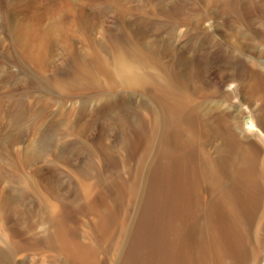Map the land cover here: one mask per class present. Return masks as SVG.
<instances>
[{"label": "rangeland", "instance_id": "374dc122", "mask_svg": "<svg viewBox=\"0 0 264 264\" xmlns=\"http://www.w3.org/2000/svg\"><path fill=\"white\" fill-rule=\"evenodd\" d=\"M120 1L0 0V264H127L141 241V264H264V228L253 234L263 196L237 175L240 156L218 177L240 152L216 134V118L202 128L194 114L170 111L155 132L148 89L107 90L116 82L103 65L90 84L105 91L63 92L79 65L104 58L111 70L118 43L135 40L181 72L202 65L199 79L185 76L191 92L208 94L198 103H221L227 123L255 120L264 134L263 99L211 93L236 85L242 61L205 53L222 45L264 63V0ZM194 46L205 52L183 64Z\"/></svg>", "mask_w": 264, "mask_h": 264}, {"label": "bare ground", "instance_id": "6f19581e", "mask_svg": "<svg viewBox=\"0 0 264 264\" xmlns=\"http://www.w3.org/2000/svg\"><path fill=\"white\" fill-rule=\"evenodd\" d=\"M120 1V0H119ZM187 1V0H186ZM215 1V0H214ZM242 1V0H241ZM121 2V1H120ZM49 3V2H48ZM235 3V2H233ZM117 4V3H115ZM121 4V3H120ZM149 4V3H148ZM183 4V3H182ZM47 5V4H46ZM53 5V4H52ZM95 5V4H94ZM240 5V4H239ZM238 5V6H239ZM50 6V5H49ZM114 7V6H112ZM16 8V7H15ZM47 8V7H46ZM50 8V7H49ZM101 9V8H100ZM103 9V8H102ZM179 9V8H178ZM229 9H231V5L228 6L225 11H229ZM244 9V8H243ZM247 9V8H246ZM28 10V9H27ZM49 10V9H48ZM235 10V8H234ZM232 9V12L234 11ZM240 8L238 10V13H240ZM250 10V9H248ZM247 10V13H248ZM253 10V9H252ZM123 11V10H122ZM244 12V10H241ZM131 13V11H129ZM128 11H124V13H129ZM253 12V11H252ZM251 12V13H252ZM187 13V12H186ZM185 13V14H186ZM208 13V12H207ZM245 13V12H244ZM126 14V15H127ZM44 15V14H43ZM130 15V14H129ZM187 15V14H186ZM231 15V14H230ZM42 16V14H41ZM128 16V15H127ZM126 16V17H127ZM184 16V15H183ZM243 16V15H242ZM247 16V15H246ZM46 17V16H45ZM146 17V16H144ZM150 17V16H149ZM186 17V16H185ZM129 18V17H128ZM152 18V17H151ZM189 18V17H188ZM191 18V17H190ZM227 18V17H226ZM125 19V18H124ZM155 19V18H154ZM230 19V18H229ZM138 20V19H137ZM146 20V19H145ZM187 20V19H186ZM45 21V20H44ZM125 21V20H124ZM133 21V20H132ZM147 21V20H146ZM227 21V20H226ZM252 21V20H251ZM35 23V22H34ZM126 23V22H125ZM129 23V22H128ZM138 23V22H137ZM130 24V23H129ZM39 25V24H38ZM218 25L221 28V25L218 21ZM13 26V25H12ZM44 26V25H43ZM67 26V25H66ZM69 26V25H68ZM145 26V25H144ZM148 26V25H147ZM55 27V26H54ZM59 27V25H58ZM62 26H60L61 28ZM157 27V26H156ZM218 27V28H219ZM63 28H66L65 26ZM62 28V30H64ZM69 28V27H67ZM27 29V28H26ZM33 30V29H31ZM30 30V31H31ZM50 30V29H48ZM59 30V29H58ZM58 30H56L57 32H59ZM82 30V29H81ZM128 30V29H127ZM40 31V30H39ZM55 31V32H56ZM61 31V30H60ZM71 31V30H70ZM77 31V30H76ZM129 31V30H128ZM29 32V30H28ZM50 32V31H49ZM67 32V31H66ZM23 33V32H22ZM31 33V32H30ZM36 33V32H35ZM51 33V32H50ZM68 33V32H67ZM70 33V32H69ZM171 33V32H170ZM173 33V32H172ZM47 35V33H45ZM55 34V33H54ZM72 34V33H71ZM30 35V34H29ZM80 35V34H79ZM173 35V34H172ZM245 35H241L243 38H245ZM72 36V35H71ZM34 37V36H33ZM167 38V37H166ZM169 38V37H168ZM181 38H184L183 36ZM123 39V38H122ZM131 39V38H130ZM119 40V39H118ZM179 40V39H178ZM33 41V40H31ZM39 41V40H38ZM123 42H125V40H122ZM22 42V41H21ZM121 42V40H120ZM138 41H133L130 40V45L126 46V45H122L118 43V46L116 48L117 50V54L116 51L115 53H113L114 56V60H113V69L109 70L108 69V64L107 62H105V65L101 63V60L104 59L102 58L101 60H97V62L95 61V67L94 69L91 67H87L85 65H79V68L76 72H74L75 74L69 75L72 76V78H70V83H67L64 85H72V86H66L67 91H63L65 93H71L73 95L76 96H82V95H86L88 94L90 91L92 90H97V91H105L106 89V85L102 86L100 83L101 81H99L98 79H93L94 81H99L98 83H96L94 86V84L92 85V83H95L92 79H90L91 76L95 75L96 73H98L100 71V65H103L105 67V71L107 74H109L110 76H112L115 79V84L114 85H110L108 84L106 81V84L110 85L107 87V90L110 88H116V86H122V87H141L143 88H147L148 89V97H149V103L150 105L148 106V113L151 117V121L153 122V127L155 130V132L157 130H159L160 126H163L162 123L164 121V116L165 114H170V111L172 112V114H194L195 117L198 120V123L201 125L202 128H207L208 127V121L207 119L208 117H210L212 120L213 118H216L218 123L216 125V134L219 135L220 137L222 136L225 141H227L232 148H236V150L240 152V154H230L232 155V157H225V159H228L227 161H225L224 164H220V167H216L219 169L215 170L217 171L218 177L223 178V180H227V176L226 174H230L231 171H229V166H234V164L232 165L231 161L236 160L237 161V157L240 156V164H241V172H238V176H240L239 178L243 177L244 179H246L249 188L251 191L254 190L255 193L258 194V196H263V200H262V207H264V159L262 160V156L263 151H264V134L261 132V130L258 128V126L256 125L255 120H252L249 124H247L245 127H243V123L241 124V122H239L236 125H230V123H227V114L228 109H225V107H223L221 105V103H213L212 105L206 106L201 104L200 102L198 103L197 99L198 97H202L204 94L205 96H207V92H203L205 90L202 91V93L200 94L198 92V95L196 94L197 91L195 93L191 92V90H189L188 88V82L185 79V76L189 79V77L193 76L195 77V79H199L198 72L199 70H201V66L198 67L194 64V68L191 65L190 67H188L187 70H189V68H193L195 70H190V71H186V66L185 69L183 70V72L180 71V69L178 67H176V64H171V65H167L163 62V60L161 59V55L159 54H153V55H146L143 52V48L142 46L137 43ZM127 43V42H126ZM17 44V43H16ZM34 45V44H33ZM38 46V45H37ZM187 46V44L185 45V47ZM189 46V45H188ZM205 46V45H204ZM218 46V45H217ZM41 48V47H40ZM212 48V47H211ZM87 49V48H86ZM103 49V48H102ZM106 49V48H105ZM192 49V48H191ZM12 51V50H11ZM53 51V50H52ZM101 51V50H100ZM99 51V52H100ZM205 52V48L201 47L198 50V47L194 46L192 50H188V55L185 59L182 60L183 64L184 61L185 64L189 65L192 64V61H195V57L196 54H199L198 52ZM215 52V55H220L221 56H225V57H229L230 61L228 63H234L236 62L235 60H238L239 62L242 61L243 64H241L240 66V71L238 74L237 79H234V81H236V85L235 86H230L229 89L227 90V92H224V90L222 89V86H217L216 88L213 89V91L211 93L213 94H218L220 97L224 98H232L233 96L239 94L240 97H243V94L245 92L244 95H246L247 97L250 96L251 97L255 96V98H259V99H263L264 100V63L260 62L258 60V58H247L244 55H241L233 50H230L222 45H219L218 48L216 49H209V51L205 52L207 53V55H213V53ZM212 53V54H210ZM219 53V54H216ZM98 54V53H97ZM111 54V53H110ZM182 55V54H181ZM202 55V54H201ZM204 55V54H203ZM202 55V56H203ZM46 60L47 57L49 59V55L45 54L44 55ZM99 56V54L97 55ZM101 57V54H100ZM99 58V57H97ZM106 58V57H105ZM12 59V58H11ZM53 59V58H52ZM14 60V59H13ZM107 60V59H106ZM214 60H219L218 58H214ZM12 61V60H11ZM205 61V60H204ZM233 61V62H232ZM103 62V61H102ZM213 62V60H212ZM221 62V61H220ZM45 65V63H44ZM196 66V68H195ZM44 66H42L43 68ZM73 67V66H72ZM23 68V67H22ZM26 68V67H25ZM39 68V67H38ZM64 68V67H63ZM184 68V66L182 67V69ZM35 69H37V67H35ZM40 69V68H39ZM45 69V68H44ZM74 69V67H73ZM102 69V68H101ZM38 70V69H37ZM36 70V71H37ZM41 70V69H40ZM20 71V70H19ZM39 71V70H38ZM37 71V72H38ZM72 71V70H70ZM102 71V70H101ZM100 71V72H101ZM44 72V70H43ZM42 72V73H43ZM95 74H94V73ZM104 72V71H103ZM186 72V73H185ZM102 73V72H101ZM105 73V72H104ZM15 74V73H14ZM100 74V73H99ZM224 74V73H223ZM21 75V74H20ZM26 75V74H25ZM28 75V74H27ZM40 75V74H37ZM98 74H96L95 76H97ZM32 76V75H31ZM45 76V74H44ZM43 76V77H44ZM65 76V75H64ZM105 78L106 76L103 75ZM38 77V76H37ZM40 77V76H39ZM46 77V76H45ZM100 78V76H98ZM102 77V76H101ZM42 78V76H41ZM51 78V77H50ZM93 78V77H91ZM35 79V78H33ZM43 79V78H42ZM48 79V78H47ZM53 80V78H51ZM55 79V78H54ZM18 80V79H17ZM65 81V79H63ZM92 80V81H91ZM101 80V79H100ZM106 80V79H105ZM111 80V79H110ZM63 81V82H64ZM90 81L92 82L90 84ZM102 81H104L103 77H102ZM45 82V81H44ZM51 82V80L49 81ZM89 82V83H88ZM52 83V82H51ZM55 83V81H54ZM53 83V84H54ZM94 86V88L91 89V87H89L90 85ZM103 83V82H102ZM223 83V82H222ZM226 83V82H225ZM34 84V83H33ZM43 84V83H42ZM41 84V86H42ZM48 86V80L45 83ZM104 84V83H103ZM139 84L141 86H139ZM198 84V83H197ZM52 85V84H51ZM61 85V84H60ZM88 85V86H87ZM32 87V86H31ZM43 87V86H42ZM40 87V88H42ZM45 87V86H44ZM52 87V86H51ZM64 87V86H63ZM61 86V88H63ZM54 88V87H52ZM51 88V90H53ZM69 88H74L77 90H68ZM32 89V88H31ZM36 89V88H35ZM129 89V88H128ZM47 90V89H46ZM62 92V93H63ZM146 92V90H145ZM19 94V93H18ZM13 95V94H12ZM245 96V97H246ZM129 97V96H128ZM147 97V96H146ZM244 97V98H245ZM134 98V97H133ZM137 98V97H136ZM27 99V98H26ZM30 99V98H29ZM111 99V98H110ZM109 99V100H110ZM119 99V98H118ZM116 99V100H118ZM241 99V98H240ZM252 99V100H254ZM3 100V99H2ZM11 100V99H10ZM103 100V99H102ZM107 101V99H105ZM103 100V101H105ZM147 100V99H146ZM25 101V100H24ZM89 101V99L84 100L85 104H82L83 106L86 105L87 106V102ZM91 101V100H90ZM105 101V104H106ZM121 101V100H120ZM124 101V98H123ZM197 101V102H196ZM201 101V100H200ZM240 101V100H239ZM108 102V101H107ZM116 102V101H115ZM119 102V101H118ZM141 102V101H140ZM28 103V102H27ZM34 103V102H33ZM36 103V102H35ZM173 103V104H172ZM177 103V104H176ZM180 103V106H178ZM94 104V103H93ZM92 104V105H93ZM175 104V106H174ZM31 105V104H30ZM91 105V104H90ZM143 105V104H142ZM85 106V107H86ZM116 106V105H115ZM114 106V107H115ZM127 107V105H126ZM139 107V106H138ZM5 108V107H4ZM18 108V107H17ZM82 108V107H81ZM90 108V107H89ZM88 108V109H89ZM93 108V107H92ZM147 108V107H146ZM9 109V108H8ZM44 109V108H43ZM59 109V108H58ZM69 109V108H68ZM85 109V108H84ZM83 109V110H84ZM102 109V108H101ZM177 109L178 112H174ZM82 110V109H81ZM10 111V110H9ZM51 111V110H50ZM94 111V110H93ZM111 111V110H110ZM61 112V111H60ZM122 113V112H121ZM6 114V113H5ZM62 114V113H61ZM77 114V113H76ZM80 114V113H79ZM41 115V114H40ZM51 115V114H50ZM68 115V114H67ZM147 115V114H146ZM180 116V115H179ZM264 116V114H263ZM83 117V116H82ZM254 119V117H253ZM80 120V119H79ZM147 120V119H146ZM229 120V119H228ZM150 121V120H148ZM214 121V120H213ZM232 121V118L230 119V122ZM241 121V120H240ZM147 122V121H146ZM212 122V121H211ZM149 123V122H148ZM175 123V122H174ZM61 124V123H60ZM179 124V123H178ZM263 124H264V118H263ZM136 126V125H135ZM166 127V126H165ZM200 127V126H199ZM194 128V127H193ZM209 128V127H208ZM142 129V128H141ZM161 129V128H160ZM163 129V128H162ZM199 129V128H198ZM201 130V129H199ZM204 130V129H203ZM264 130V129H263ZM193 131V130H192ZM198 131V130H197ZM154 132V130H153ZM17 133V132H16ZM151 133V132H150ZM158 133V132H157ZM192 133V132H191ZM204 133V132H203ZM132 134V133H131ZM145 134V133H143ZM201 134V133H200ZM146 135V134H145ZM152 135V134H151ZM154 135V134H153ZM164 135V134H163ZM197 135V134H196ZM149 136V135H148ZM155 136V135H154ZM5 137V136H4ZM13 137V136H12ZM150 137V136H149ZM196 137V136H195ZM151 138V137H150ZM155 138V137H154ZM153 138V139H154ZM194 138V137H193ZM124 139V138H123ZM195 139V138H194ZM71 140V139H70ZM133 140V139H132ZM51 141V140H50ZM151 141V140H150ZM156 141V140H155ZM67 142V141H66ZM18 143V142H17ZM29 143V142H28ZM155 143V142H154ZM50 144V143H49ZM53 144V143H52ZM228 144V145H229ZM46 145V144H45ZM48 145V144H47ZM58 145V144H57ZM141 145V144H140ZM152 145V144H151ZM91 146V145H90ZM93 147V146H92ZM91 148V147H90ZM228 148V147H226ZM75 149V148H74ZM83 149V148H82ZM173 149V148H172ZM230 150V148H228ZM227 149V150H228ZM64 150V149H63ZM78 150V149H77ZM192 150V149H191ZM232 150V151H231ZM231 153L235 150V149H231ZM10 151V150H9ZM62 153V152H61ZM125 153V152H124ZM40 154V153H39ZM206 156H207V151H206ZM227 154V153H226ZM242 154V155H241ZM35 155V154H34ZM127 155V154H126ZM259 155V163L258 165H256V161H257V157ZM8 156V155H7ZM210 156V155H208ZM100 157V156H99ZM122 157V156H121ZM146 157V156H145ZM221 157V156H220ZM253 157V159H252ZM102 158V157H101ZM207 158V157H206ZM231 158V159H230ZM249 161L245 162L246 160ZM210 159V158H209ZM11 160V159H10ZM102 160V159H101ZM145 160V159H144ZM111 161V160H110ZM208 161V160H207ZM56 162V161H55ZM101 162V161H100ZM140 162L142 163L143 161L140 160ZM222 162V161H221ZM50 163V162H49ZM144 163V162H143ZM231 163V164H230ZM239 163V162H238ZM237 163V164H238ZM230 164V165H229ZM235 164V165H237ZM53 165V164H52ZM102 165V164H101ZM141 165V164H139ZM154 165V164H153ZM238 166V165H237ZM257 166V167H256ZM58 167V166H57ZM101 167V166H100ZM135 167V166H134ZM222 167V168H221ZM127 168V167H126ZM143 168V167H142ZM221 168V169H220ZM4 170V169H3ZM143 171V170H142ZM237 171V170H236ZM3 173V172H2ZM5 173V172H4ZM54 174V173H53ZM3 175V174H2ZM1 175V176H2ZM52 175V174H51ZM36 176V175H35ZM34 177V176H33ZM23 178V177H22ZM242 178V183H246V181H244V179ZM25 180V179H24ZM22 180V181H24ZM21 181V180H20ZM21 181V183H23ZM36 181V180H35ZM32 182V181H31ZM28 183V182H27ZM246 183V184H247ZM42 185V184H41ZM9 186V185H8ZM44 186V185H43ZM244 187V186H242ZM9 188V187H8ZM41 188V187H40ZM23 189V188H22ZM249 191V190H247ZM20 192V191H19ZM13 193V192H12ZM253 193V191H252ZM16 194V193H15ZM3 195V194H2ZM47 196V195H46ZM40 197V196H39ZM1 199V198H0ZM43 199V198H42ZM12 201V200H11ZM46 201V200H45ZM52 204V203H51ZM1 205V204H0ZM3 205V204H2ZM52 206V205H51ZM50 206V208H51ZM1 207V206H0ZM46 207V206H45ZM2 209V207L0 208V210ZM264 214L261 216V218L258 220V222L254 225V232L253 234L257 232V229L264 228V218H263ZM47 219V218H46ZM45 220V219H44ZM6 222H4L3 224L5 225ZM45 223V222H44ZM3 225V226H4ZM247 227V225H246ZM263 227V228H262ZM5 228V227H4ZM7 228V227H6ZM5 228V229H6ZM4 229V230H5ZM3 230V232H4ZM10 231V230H9ZM248 231V230H247ZM264 231V229H263ZM20 233V232H19ZM3 234V233H2ZM249 235V234H247ZM3 236V235H1ZM8 236V235H7ZM14 236V235H13ZM264 236V235H263ZM9 237V236H8ZM254 237V236H253ZM248 240L250 241L249 236H247ZM245 238V239H247ZM263 238V237H262ZM10 241V240H9ZM14 241V240H13ZM18 243V242H17ZM128 247V246H127ZM235 249V248H234ZM233 250V249H232ZM238 250V249H237ZM238 252V251H237ZM241 255H242V251H240ZM244 253V251H243ZM256 251H254V256H255ZM233 254V253H232ZM245 255V254H243ZM124 256V255H123ZM246 256V255H245ZM244 256V257H245ZM240 257V255L238 256ZM242 259V256H241ZM257 261V260H256ZM244 264V262H243ZM251 264V261L248 263Z\"/></svg>", "mask_w": 264, "mask_h": 264}, {"label": "crops", "instance_id": "0c3cea01", "mask_svg": "<svg viewBox=\"0 0 264 264\" xmlns=\"http://www.w3.org/2000/svg\"><path fill=\"white\" fill-rule=\"evenodd\" d=\"M249 241V240H248ZM130 242V240H129ZM144 242L141 241L139 244L134 248V252L132 254V258L129 263L127 264H141L142 257H144L145 246ZM129 259V258H128Z\"/></svg>", "mask_w": 264, "mask_h": 264}]
</instances>
